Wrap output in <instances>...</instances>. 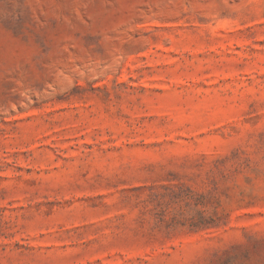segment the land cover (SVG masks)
Returning <instances> with one entry per match:
<instances>
[{
	"label": "rangeland",
	"instance_id": "374dc122",
	"mask_svg": "<svg viewBox=\"0 0 264 264\" xmlns=\"http://www.w3.org/2000/svg\"><path fill=\"white\" fill-rule=\"evenodd\" d=\"M0 264H264V0H0Z\"/></svg>",
	"mask_w": 264,
	"mask_h": 264
}]
</instances>
